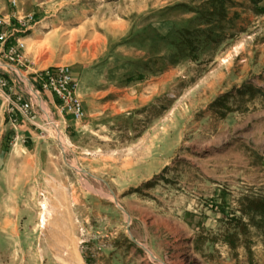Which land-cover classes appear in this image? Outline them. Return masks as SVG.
I'll list each match as a JSON object with an SVG mask.
<instances>
[{
  "label": "rangeland",
  "instance_id": "1",
  "mask_svg": "<svg viewBox=\"0 0 264 264\" xmlns=\"http://www.w3.org/2000/svg\"><path fill=\"white\" fill-rule=\"evenodd\" d=\"M13 1L35 65L80 77L85 118L41 92L48 121L9 74L37 116L15 129L0 111V264H264L251 0Z\"/></svg>",
  "mask_w": 264,
  "mask_h": 264
},
{
  "label": "built area",
  "instance_id": "2",
  "mask_svg": "<svg viewBox=\"0 0 264 264\" xmlns=\"http://www.w3.org/2000/svg\"><path fill=\"white\" fill-rule=\"evenodd\" d=\"M12 4L16 7L15 0ZM31 20V17L21 18L16 14L10 17L0 16V69L16 74L22 82L24 79L31 97L34 98L32 92L38 96L41 92L54 96L59 116L63 120L68 117L75 124H79L85 118V110L77 96V82L71 68L62 65L36 70L34 64L25 56L24 35L28 32L27 25ZM22 72L28 74L30 79L23 76ZM0 100L14 128L18 123L16 116L30 123L35 121L37 113L33 99H25L23 94L16 91L13 81L4 75H0ZM38 101L41 102L40 99ZM37 105L39 106L38 102ZM52 124L57 128L54 122Z\"/></svg>",
  "mask_w": 264,
  "mask_h": 264
},
{
  "label": "crops",
  "instance_id": "3",
  "mask_svg": "<svg viewBox=\"0 0 264 264\" xmlns=\"http://www.w3.org/2000/svg\"><path fill=\"white\" fill-rule=\"evenodd\" d=\"M22 1H20V3H21ZM0 15H2V16H4V17H8L9 15H10V11L8 10L7 11V9L5 10V8L4 9H2V10H0ZM24 42H25V45H26V47H25V51H24V53H25V56L27 57V59L30 61V62H32L33 64H34V69H36V70H45V69H47V68H52V67H56V66H47V67H44L43 66V64L41 63V64H39V65H35V62H34V60H35V58H33V57H31V53H30V50H29V47L31 46V44L33 43V41H32V39H30L29 37H28V33L27 34H25L24 35ZM32 58V59H31ZM4 72H0V75H4V76H6L7 78H9L11 81H12V79L10 78L11 76L9 75V73L8 72H6V70H3ZM73 72V71H72ZM73 77H74V79L76 80V82H77V84H78V80H80V77H78L76 74H75V72H73ZM48 99H53V96L51 95V94H46L45 95ZM0 111H4L5 112V107L2 105V100H0ZM6 113V112H5ZM8 115V114H7ZM70 119V118H69ZM71 120V119H70ZM15 129H17V128H15Z\"/></svg>",
  "mask_w": 264,
  "mask_h": 264
},
{
  "label": "bare ground",
  "instance_id": "4",
  "mask_svg": "<svg viewBox=\"0 0 264 264\" xmlns=\"http://www.w3.org/2000/svg\"><path fill=\"white\" fill-rule=\"evenodd\" d=\"M18 74H19V73H18ZM21 78H22V76H21ZM22 79H23V78H22ZM23 80H24V79H23ZM24 82H25V80H24ZM32 93H33V92H32ZM33 95H34L35 99L37 100L39 106L42 108L43 112L45 113L46 118L48 119V121H50L49 111L47 110V107L45 106V104L43 103L42 99L40 98V95L38 96L36 93H33ZM38 99L41 100L40 103H39ZM44 213L46 214V208H45V206H44ZM45 214H44V219L46 218V217H45Z\"/></svg>",
  "mask_w": 264,
  "mask_h": 264
},
{
  "label": "trees",
  "instance_id": "5",
  "mask_svg": "<svg viewBox=\"0 0 264 264\" xmlns=\"http://www.w3.org/2000/svg\"><path fill=\"white\" fill-rule=\"evenodd\" d=\"M251 2L260 14H264V0H251Z\"/></svg>",
  "mask_w": 264,
  "mask_h": 264
}]
</instances>
